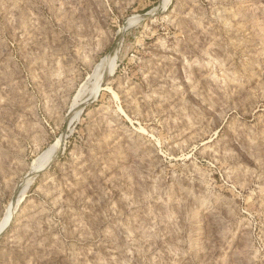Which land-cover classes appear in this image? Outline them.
Masks as SVG:
<instances>
[{"label": "rangeland", "instance_id": "1", "mask_svg": "<svg viewBox=\"0 0 264 264\" xmlns=\"http://www.w3.org/2000/svg\"><path fill=\"white\" fill-rule=\"evenodd\" d=\"M1 224L0 264H264V0H0Z\"/></svg>", "mask_w": 264, "mask_h": 264}, {"label": "bare ground", "instance_id": "2", "mask_svg": "<svg viewBox=\"0 0 264 264\" xmlns=\"http://www.w3.org/2000/svg\"><path fill=\"white\" fill-rule=\"evenodd\" d=\"M168 3H170V2H168ZM163 5V4H162ZM166 6V5H165ZM159 9V8H158ZM109 58H110V56H109ZM108 59V58H107ZM105 60H106V58H105ZM109 60V59H108ZM106 63V62H105ZM103 64L104 63H102V66H103ZM109 65V64H108ZM101 66V67H102ZM106 66V65H105ZM107 67H109V66H107ZM111 67V66H110ZM115 67V66H114ZM102 69V68H101ZM112 70H114V68L112 67L111 68V71ZM102 71V70H101ZM104 71V70H103ZM99 72H100V70H99ZM109 72V71H108ZM100 74V73H99ZM103 74V73H102ZM98 76V75H97ZM100 76V75H99ZM102 75L99 77V79H98V81L96 82V88L92 91V94L95 96L97 93H98V91H99V89L101 88V81H102ZM83 90H85V89H83ZM85 92V91H84ZM81 93H82V91H80L79 93H78V95H77V97H79L80 96V98H81ZM83 95V94H82ZM96 97V96H95ZM82 99V98H81ZM79 100V99H78ZM82 100H84V99H82ZM82 100H80V101H82ZM76 101V100H75ZM86 101V100H85ZM81 104V103H80ZM77 109V108H76ZM79 114V113H78ZM57 144V143H56ZM56 145L55 144H51V146L49 147V148H47L46 150H44V152L36 159V160H34V162H33V166H32V169L33 170H36L37 168H39L42 164H44L45 162H47L50 158H51V156L54 154V152H55V150H56ZM6 226V224H1L0 225V232L2 231V229L4 228Z\"/></svg>", "mask_w": 264, "mask_h": 264}, {"label": "water", "instance_id": "3", "mask_svg": "<svg viewBox=\"0 0 264 264\" xmlns=\"http://www.w3.org/2000/svg\"><path fill=\"white\" fill-rule=\"evenodd\" d=\"M1 232H2V231H1ZM1 232H0V233H1Z\"/></svg>", "mask_w": 264, "mask_h": 264}]
</instances>
